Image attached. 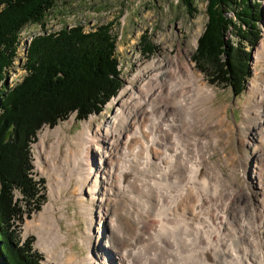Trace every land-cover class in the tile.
<instances>
[{
    "label": "bare ground",
    "instance_id": "6f19581e",
    "mask_svg": "<svg viewBox=\"0 0 264 264\" xmlns=\"http://www.w3.org/2000/svg\"><path fill=\"white\" fill-rule=\"evenodd\" d=\"M255 57L264 58V39L256 49ZM141 77L140 85H127L120 90L116 99L112 98L115 99L111 102L115 111L105 128H92L94 117H91L83 120L85 122L81 129L75 135L70 134V138H66V130L60 125L51 130L53 140L48 153L53 156L52 170L57 173L52 187L53 199L59 198L61 189L69 188L77 190L80 196L86 181L92 179L93 189L102 187L100 197L92 200L102 202L108 196H113L108 198L115 203V207L109 208L101 207V204L100 210L92 208L88 213H85L84 205L81 207L89 224L86 264H105L104 261L111 258L110 254L115 264H264V244L260 248L256 246L259 240L264 241V213L259 221L254 215V223H250L244 210L234 214L232 207L241 199V193L232 192L230 188L227 190L229 193H224L223 189L228 185L216 176L214 181L221 183L223 193L219 194L216 186L211 187L213 193L205 192L207 180H200L198 176L204 166L205 171L210 170L207 156L202 154L207 143L205 139L201 140L199 154L196 139L184 138L182 134L200 126L206 128L216 141L218 128L223 129L225 116L210 108L216 93L214 86L207 82L204 74L197 71L189 59L180 60V55L172 60L164 57L152 60L135 76L136 79ZM249 93L253 97V104L246 111L254 108L263 111L259 113V118L264 119L263 75L256 76ZM182 111L184 121H181L182 116L179 117ZM142 114L148 116L145 129L138 122ZM71 120L74 121V118ZM208 123L211 129H208ZM254 131L252 136L259 139L261 133L256 128ZM145 133L147 137H144ZM45 137L46 134L41 137L40 144ZM134 137L142 140L148 138L145 157L141 160L143 156H139L140 149H137L125 153V164L119 162L122 149L134 146L131 145ZM63 143L66 145L65 158L59 160ZM94 145L101 147L97 162L93 158L98 152L93 150ZM262 146L264 149V140ZM158 148L162 150L159 152ZM153 157L156 159L153 160ZM132 172L141 176V182L132 178ZM208 172L211 173V170ZM101 175L104 179L100 178ZM85 189L90 193V189ZM205 200L207 203L210 201L211 205L205 207ZM123 201L125 207L116 208ZM62 208L64 206L55 207L54 202H49L38 214V219L35 217L39 238L51 232V245L62 244V239L68 238L59 222V218L63 219L66 215L61 213L59 218L55 216L56 211ZM101 211L108 219L109 236L115 243L116 252L101 248L102 252L97 250L95 258L92 248L88 246L94 237L92 231L95 225L100 224L105 228ZM94 243L101 247L96 237ZM240 245L252 246V250ZM105 252H108L107 256Z\"/></svg>",
    "mask_w": 264,
    "mask_h": 264
},
{
    "label": "rangeland",
    "instance_id": "374dc122",
    "mask_svg": "<svg viewBox=\"0 0 264 264\" xmlns=\"http://www.w3.org/2000/svg\"><path fill=\"white\" fill-rule=\"evenodd\" d=\"M247 1L250 4H254V2H258L259 4L261 9V20L259 21L258 27L261 33L260 38L253 48L249 50L248 46H246V49L250 51L251 58L249 68L251 74L245 83L242 93L237 96H235L229 86L224 84L216 85L209 82L208 74L200 70V68H198L199 65L197 66L192 60V56L197 48V40L202 34L207 21L205 13L206 0H191V10H188L189 5L187 6L184 0H61L57 3V6L49 12L43 27L41 25H31L22 31L20 42L16 49L17 55L13 59V65L9 69L5 79L7 88L11 91L22 83L25 76L29 74L26 54L31 41L38 36L47 35L49 33L57 34L63 27L72 28L76 25H80L85 31H92L99 25L106 23L111 24L109 30L111 34L114 35L116 42V68L122 80L120 90L127 87V85L133 87L140 85L142 77L136 79L135 76H138L141 69L154 59L160 60L164 57L172 60L176 55H180V60L183 61L189 59L190 62L195 65L197 71L204 74L206 80H208L207 82L210 83L212 87L214 86L213 88L216 93L210 104L211 110L214 112L218 111V113H221V116L222 114L225 116L223 129L218 128L216 141L207 133L206 128L200 126L195 127L196 129L192 128L191 131L182 132L184 138L190 140L196 139V148L198 147L197 151L199 154L201 153V140L205 139L208 145H205L202 154L204 153L206 154L205 156H207L208 168H210L211 173L208 172L210 170L205 171L204 166V169H202V171L200 170L198 179L207 180L205 192L209 191V193H213L212 189L216 186L219 194L223 193V191L224 193H229L227 191L228 188H230L232 192L241 193V199L233 205L232 211L237 215L240 214V211L244 210L245 216L247 218L249 217V221L251 220L250 223H254L252 219L253 216H257L258 219H256V221H259L263 218L264 213V149L262 146L264 140V119L261 120L259 118V113L262 114L263 111L260 112L255 108L246 111V108L253 104V97L249 92L256 76H264V58L256 59L255 57L256 49L260 45L262 39H264V0ZM226 15L227 17H232L233 12L229 10ZM227 38L233 43L237 42V36L232 31L227 33ZM146 43L152 46L150 51L143 50ZM120 90L116 96H118L119 92L121 93ZM113 100L111 99L107 102L99 114H91L88 117L89 119L94 117L91 122L92 128L95 126L105 128L115 111V107L111 105ZM183 116V111L179 112L181 121L183 120ZM72 117L74 121L71 120ZM83 120H76L75 114H71L66 119L60 120L54 127L59 125L62 126V128L66 130V138H70V134L75 135L76 132L81 129L82 124L86 121ZM138 122H141L142 124L139 123V125L145 129V126L148 125V116L143 114L140 115L138 117ZM207 125L208 129L212 128L209 126L210 123ZM46 127L47 126L37 130L38 136L42 135ZM254 128L258 131L261 129L259 131V133H261L259 139H255L252 136V133H255ZM247 132L248 135L246 134ZM47 133L48 135L45 137L46 139H44L43 144H40L41 138L39 139L37 136L36 141L32 143L30 149L36 178H42L44 180V184L42 185L43 198L40 208L35 211L27 198H24L16 189H13V193L16 194L18 205L21 209V217L19 220H15V228L16 230L18 229L17 234H21L20 236L24 235V238L32 237L31 243L43 257L44 264H85V258L88 252L86 245H88L87 231L89 227L85 218V213H88L92 208H94L95 211H97V209L100 210L101 204V207H115L114 201L108 198H113V196H108L102 202L92 200L94 197H100L102 187H94L93 189L92 179H90L86 181L85 187L90 189V193L84 188L83 194L79 196L77 195L78 191L72 188L67 190L61 189L59 198L53 199L51 193L53 190L52 187L54 188V178L57 173L52 170V165L54 163H51V157L53 156H51V153H48L50 151L49 144L53 140V135L50 131ZM144 137H147V133L144 134ZM147 139L132 138L131 145L133 144L134 146L132 145L133 147L131 149H129V147L122 149L119 162L125 164V153L129 154L127 153L128 151L132 152L137 149H140L139 156H143L141 157L142 160L145 157L148 147ZM136 145L140 148H137ZM65 148L66 145L63 143L62 155L59 157V160L65 158ZM100 148L101 147L95 145L93 147L94 151L98 150V152L93 155L94 162H97L99 159L98 154L100 153ZM56 149L55 154L57 155ZM160 150H162V148H158L159 152ZM153 155L155 156V153ZM158 156H160V154ZM155 159L156 158L153 157V160ZM194 164L197 163L194 162ZM141 167L143 166L141 165ZM133 173L134 172H132L131 175ZM215 176L221 179L222 183L226 182L228 185L222 192L221 183H217L216 180L214 181ZM100 178L104 179L103 175H101ZM132 178L138 179L137 181L141 182V176L139 174L134 173ZM125 184L128 185L127 181ZM207 185L211 186L208 187ZM130 186L134 188L131 182ZM49 202H54L55 207L64 206V208L58 209L55 213V216L58 218L61 213L66 215L63 219L59 218L62 231L68 236L66 240L62 239V244L55 243V245H51V232L43 234L42 239H40L38 227L35 224L36 222H34L36 221L35 217L38 219V214ZM208 204L211 205V202L208 201L207 203L205 200V207L209 206ZM82 205L86 207L85 213L82 212ZM123 207H125L124 201L116 208ZM101 213L105 218V222L103 221V223H105V228L98 224L95 225L92 231L101 247L97 246V244L95 245L94 237H92L91 245L88 246L92 248L91 252L95 258L98 255H96V251L101 248L104 251H111L112 249L111 252H116L115 243L109 236L110 230L107 226V224H109L108 219L103 211H101ZM94 221L95 223L97 222L96 213ZM230 221L234 224L233 220L230 219ZM98 232L99 234H97ZM224 235L223 232V236ZM104 237L107 239L104 240ZM83 241H85L86 244H84ZM258 243H256V246L260 248L261 245L264 244V241L259 240ZM243 244H245V242ZM240 246L247 250H252V246ZM61 253H63V255H61ZM105 255L107 256L108 252H105ZM113 255L115 256V254ZM106 256L103 257V260L106 259ZM110 257L111 258L106 261L107 263L104 261L105 264H115L111 254Z\"/></svg>",
    "mask_w": 264,
    "mask_h": 264
},
{
    "label": "trees",
    "instance_id": "16d2710c",
    "mask_svg": "<svg viewBox=\"0 0 264 264\" xmlns=\"http://www.w3.org/2000/svg\"><path fill=\"white\" fill-rule=\"evenodd\" d=\"M59 1L0 0V264H38L31 238L20 244L11 227L12 219L21 217L13 188H19L36 209L43 198L27 174L28 143L37 129L43 122L54 125L72 112L78 119L98 114L122 86L115 38L106 23L92 31L80 25L63 27L57 34L33 39L26 54L29 74L9 91L5 79L22 31L31 25L43 27ZM190 1L184 0L188 10ZM206 1L207 21L192 60L208 74L209 82L229 86L237 96L251 74L249 50L260 38L261 9L258 2L247 0ZM229 10L232 17L226 15ZM229 31L237 36L236 43L227 38ZM151 48L146 43L143 50Z\"/></svg>",
    "mask_w": 264,
    "mask_h": 264
}]
</instances>
